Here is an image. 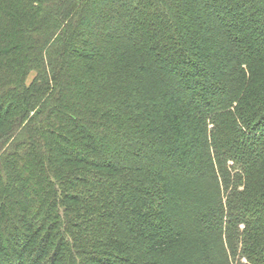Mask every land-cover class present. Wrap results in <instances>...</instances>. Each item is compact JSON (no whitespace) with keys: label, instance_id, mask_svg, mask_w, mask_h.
I'll use <instances>...</instances> for the list:
<instances>
[{"label":"trees","instance_id":"trees-1","mask_svg":"<svg viewBox=\"0 0 264 264\" xmlns=\"http://www.w3.org/2000/svg\"><path fill=\"white\" fill-rule=\"evenodd\" d=\"M0 264H264V0H0Z\"/></svg>","mask_w":264,"mask_h":264},{"label":"rangeland","instance_id":"rangeland-1","mask_svg":"<svg viewBox=\"0 0 264 264\" xmlns=\"http://www.w3.org/2000/svg\"><path fill=\"white\" fill-rule=\"evenodd\" d=\"M263 1V0H262ZM30 79V78H29Z\"/></svg>","mask_w":264,"mask_h":264}]
</instances>
